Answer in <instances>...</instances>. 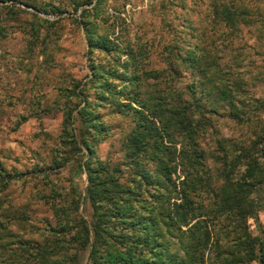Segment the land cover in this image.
<instances>
[{
    "label": "trees",
    "instance_id": "obj_1",
    "mask_svg": "<svg viewBox=\"0 0 264 264\" xmlns=\"http://www.w3.org/2000/svg\"><path fill=\"white\" fill-rule=\"evenodd\" d=\"M212 2L216 19L227 29L263 25V11L255 4L247 11L240 5L234 9L235 0ZM103 4L104 0H73L69 14L73 12L82 30L87 55L99 51L117 56L105 63L89 58L85 81L71 80L58 87L56 95L58 105L64 100L63 142L80 154L74 159L78 178L86 176L83 189L72 184L76 215L71 216V205L55 209L64 220L56 241L13 239L1 263L83 264L86 259L85 264H264V234L253 236L248 224L264 211V123L256 126L248 143L218 140V153L210 158L219 167L216 179L210 177L204 171L209 157L199 142L210 126L205 114H217L225 102L232 120H250L237 105L232 87L223 82L210 89L202 83L198 91L173 87L184 64L209 76L213 66L197 47L184 55L171 52L165 68L136 67L141 51L137 54L96 32L92 19L105 16ZM1 9L25 27L29 59L45 56L46 62L50 54L42 46L43 30L58 21L39 14L67 11L26 0H0ZM23 15L31 19L21 21ZM5 30L0 28L2 37ZM207 81L211 84L212 79ZM101 110L131 117L122 156L114 160L97 156L98 145L110 131ZM9 178L0 179L3 189ZM81 199L82 209L90 207L89 220L78 213ZM12 213L13 219L24 221L19 210ZM4 227L0 222V250H7L3 240L12 237L1 233Z\"/></svg>",
    "mask_w": 264,
    "mask_h": 264
},
{
    "label": "rangeland",
    "instance_id": "obj_2",
    "mask_svg": "<svg viewBox=\"0 0 264 264\" xmlns=\"http://www.w3.org/2000/svg\"><path fill=\"white\" fill-rule=\"evenodd\" d=\"M26 1L40 7L48 4L67 12L39 14L50 22L58 21L43 30L42 37L46 38L42 46H47L50 54L43 62L45 56L29 59L25 27L12 19L7 10H0V28L6 29V36L0 35V179L10 177L6 188L0 186V222L5 226L1 233L12 235L6 242L3 240L7 250H0V264L9 255L3 252L10 249L13 239H33L39 243L56 241L60 221L64 220H60L55 209L71 205L68 208L71 216L76 215L77 196L71 189L72 184L76 182L78 189H83L86 176L83 173L78 178L74 159L80 154L63 142L60 107L64 100L57 104V89L71 80L85 81V75L90 72L89 58L105 63L117 56L113 52L99 51L87 55L82 30L77 27L73 12L69 14L73 0ZM212 4V0H104L105 16L92 21L96 22L99 35H109L137 54L141 51L136 67L165 68L173 58L172 53L184 55L190 48L197 47V53L206 57L213 68L206 76V72L201 74L184 64L173 84L178 91H187L190 86L198 91L202 83L207 89L220 82L232 87L237 105L250 120L247 124L232 120L228 116V105L219 102L217 114H205L210 126L199 140L209 157L204 171L216 179L219 164L210 157L218 153L217 141L231 139L248 143L256 126L264 123V19L262 26L238 24L237 29L230 30L216 19ZM254 4L264 14V0H235L234 9L240 5L250 11ZM27 19L31 17L23 15L21 21ZM208 79H212L211 84H207ZM235 82L238 87L234 86ZM101 113V120L110 131L98 145L97 156L114 160L122 156L131 117L106 114V110ZM13 209L20 211L24 221L12 218ZM78 213L89 220L90 207L86 205L82 209V199ZM71 223L73 226L72 220ZM248 224L253 236L264 234V211ZM71 233L73 235L74 230ZM85 262L86 259L83 264Z\"/></svg>",
    "mask_w": 264,
    "mask_h": 264
}]
</instances>
